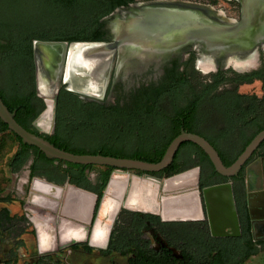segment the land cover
Returning <instances> with one entry per match:
<instances>
[{
  "label": "flooded vegetation",
  "instance_id": "flooded-vegetation-1",
  "mask_svg": "<svg viewBox=\"0 0 264 264\" xmlns=\"http://www.w3.org/2000/svg\"><path fill=\"white\" fill-rule=\"evenodd\" d=\"M142 1L156 0H135L129 4ZM195 1L212 8L214 6L217 10H221L217 14L227 19L239 20L241 18L242 8L239 0H223L226 4L224 8L217 6L220 0ZM120 6L125 5H119L115 9ZM104 16L100 20L103 21L106 40L100 41L110 39L106 28V20L103 19ZM34 40L32 41V50ZM199 55L200 50L192 46L183 52L171 56L157 68L152 66L142 73L128 75V77H135V80L121 76L116 78L113 67L102 98H88L80 93L78 94L84 100L103 102L108 105L111 103L115 104L119 94L130 90L134 84L139 86L140 79L156 80L160 77L164 73L165 64L176 57L182 63L179 69L183 70L185 62L188 64L186 72L191 78V81L195 83L194 86L185 88L187 89L186 94L188 93L187 100L189 102L179 103L180 108L191 105V109L187 111L190 121L181 117V123L178 125L179 132L177 134H172V131L175 129L172 124L173 119L166 118L162 126L157 129V132L140 135L135 134L130 137L116 134L109 136L108 140L116 141L115 144L122 148L126 145L127 153L130 154L138 155L144 152L155 154L160 147L159 142L171 141L181 130H184L198 134L206 139L215 148L220 157L222 154L228 156L234 155L238 151V146L241 145L240 141L246 140L250 136L253 131L252 124L254 123L253 118L249 116L234 118V115L241 112L252 114L251 111L254 107L262 109L264 105V101H255V98L264 97V45H258L254 55L251 57L252 61L245 67H235L231 64L224 65L220 62L216 69L204 71L197 65ZM191 66L192 68H190ZM214 77L217 79V83L210 89L207 86L205 89V85L198 84L199 82H213L215 81ZM252 83H259V92L242 88L244 85ZM191 90L193 91L192 93ZM169 108L173 110L172 105ZM226 111L228 114L231 113V115L224 116ZM38 116L32 122L35 127ZM53 131L54 127L53 130L51 128L46 133H52ZM128 139L134 140L135 142L130 144L122 142ZM261 142L234 175H224L216 171L204 149L199 144L189 140L183 141L178 146L170 164L158 171H144L110 166L109 177L112 172H128L130 176L135 174L141 177L150 176L159 178L160 184L157 190V199H160V196L164 193L162 186L164 188L166 183L172 179L169 177L181 172H191L190 179L176 181L172 183V186L166 188H172L182 184H191L194 181L193 176L195 175H197V188L200 192L204 187L229 181L231 183L238 215L240 233L238 235H213L210 230L204 203L203 217L189 220H163L159 213L138 212L122 206L114 219L107 244L104 248L90 246L86 237L87 229L80 227L74 229L75 231L73 230L74 234L72 236L67 237L56 234L54 238L55 242H53L51 236L46 232V226H43L41 221L37 219L39 233L43 236V241H46L45 248H42L41 244L39 245L36 228L28 219V215L37 216L41 212L38 207L32 204L33 200H41L31 190L32 181L38 178L50 181L58 186H66L67 183L71 182L69 176L64 175L56 161H45L40 157L39 153L33 154L31 152L24 163L19 167H15L16 169L11 170L17 178L16 190L14 189L15 193L13 191L9 196L8 194L0 196V264H37L39 260L45 263L48 258L59 262H62L64 258H69V264H74L73 257L75 255L73 256V253L83 250L85 252L96 251L104 257L112 253L121 254L120 251L116 250V245L123 247L124 243H126L125 237L130 240L128 235L131 233L138 238L137 244L140 247L147 245V248H150L156 253L172 252L177 257L181 256L184 252L200 253L213 251V249L214 251L226 250L231 253H236L237 257L239 256L238 253H245L253 249H256L258 251L257 253L264 254V238H254L253 236L254 233L257 235L262 234L261 226L264 223V218L251 217V214L254 216L264 214V198L261 196L262 191H264V143L261 145ZM75 172L77 174L76 169ZM84 173L91 182V186H93L92 189H85L94 192L97 194V199H100L105 188H101L100 172L85 169ZM112 179V183L108 186V191L104 199L103 214H106L108 219L109 213H113V211H110V208L113 207L114 198L122 192L120 182L122 179L125 180L126 177L116 175ZM152 181L155 183L154 180ZM174 192H178V189L166 192L165 194H172ZM249 199L253 203L252 212L249 209ZM60 205L61 203L58 204V207ZM133 205L138 206L136 204ZM164 206L170 208L173 206V203L167 199L164 201ZM139 207H151V205H142ZM58 219L59 208L49 220L57 223ZM106 227L107 224L96 225L92 234L93 242L96 244L102 243L107 231ZM244 230L247 236L250 235V241H247V238L243 235ZM52 231L57 233L55 229ZM10 241L11 243L8 244ZM50 249H53V251H49ZM40 250L44 252H40ZM125 256L127 257L125 258L126 264H128V255Z\"/></svg>",
  "mask_w": 264,
  "mask_h": 264
},
{
  "label": "water",
  "instance_id": "water-1",
  "mask_svg": "<svg viewBox=\"0 0 264 264\" xmlns=\"http://www.w3.org/2000/svg\"><path fill=\"white\" fill-rule=\"evenodd\" d=\"M239 2L242 8V15L239 20L227 19L222 15H218L211 9L212 7L209 6V8L208 5L201 3L179 0L131 3L127 7L120 6L104 16L103 19L106 20V28L110 38L107 41L34 40L33 59L36 92L43 98L45 103L40 115L42 116L48 106L47 101L49 99L51 102V116L48 120L52 121L50 127L53 130L57 95L61 83H65L67 89L88 98H102L113 67L116 78L120 76L125 78L130 74L144 71L150 65L157 68L171 56L192 46L200 50L197 65L204 71L216 69L220 62L235 67L249 65L258 45H264V0H239ZM73 46L75 48L72 49ZM72 50L78 52L80 64L75 61L77 59L73 58L74 56H70ZM204 58L205 61H208L206 68L202 67V63L205 62ZM69 67L72 68L69 69ZM40 77L45 82L47 93H42L40 90ZM90 83L97 84L98 90L92 91L86 88L84 84ZM15 112V110H9L0 97V118L10 130L20 136L24 143L37 146L48 158L80 164H99L144 171H158L169 165L178 146L183 141L189 140L199 144L204 149L216 171L224 175H234L264 139L263 129L250 140L230 165H225L210 142L198 134L181 130L169 142L162 158L157 162H149L137 158L116 157L100 153L78 154L67 151L57 147L43 136L23 127L16 121ZM187 172H181L169 178ZM116 175L125 176L126 181L121 194L114 199L113 213L108 219L106 214H103L104 199L108 186ZM133 178L149 180L152 183V180H154L158 187L160 184L159 178L141 177L135 174L130 176L128 172H112L102 197L97 202V194L75 184L67 183V187L58 186L50 181L35 178L32 181L31 190L41 200H33L32 204L40 209L41 215L39 213L37 216L28 215V219L36 228L38 240L37 219L46 226V232L51 236L53 242H55L56 234L60 236L66 225H73L87 229L86 237L90 246L104 248L114 219L122 206L138 212L159 213L163 220H189L203 217V203L206 207L207 218L213 235H238L240 233L238 215L229 181L204 187L200 192L197 188V175H195L191 184L179 185L166 190L162 186L164 194L160 196V199L156 198L157 187L154 196L155 204L152 207H139L127 204L131 188L130 182ZM37 183H41L44 187L36 186ZM67 188L90 196L91 199L85 208L72 191H68ZM176 189H178V192L165 194ZM187 196L190 197V200L184 203L183 199ZM261 196L264 198V191H262ZM166 197L171 199L174 208L177 209V213L172 217L163 215L161 202ZM59 203L61 205L58 207ZM252 207L253 203L249 199L250 212H252ZM58 208L59 219L57 223H54L49 218L54 215ZM82 209L83 211H81ZM180 212H185L186 215H182L183 213ZM82 213H85L84 217ZM251 217L264 218V214L257 216L251 214ZM97 224H107V231L101 244H96L92 240V234ZM261 227L262 234L257 235L254 233V238H264V223ZM54 229L57 233L52 231ZM49 251H53V249ZM40 252L44 251L40 250Z\"/></svg>",
  "mask_w": 264,
  "mask_h": 264
},
{
  "label": "trees",
  "instance_id": "trees-1",
  "mask_svg": "<svg viewBox=\"0 0 264 264\" xmlns=\"http://www.w3.org/2000/svg\"><path fill=\"white\" fill-rule=\"evenodd\" d=\"M133 1L135 0H0V97L9 110L16 111L15 119L19 124L48 139L57 147L73 153H100L149 162H157L162 158L170 141L159 142L160 147L155 154L144 152L135 155L127 153L126 145L122 148L115 144L116 141L108 138L116 134L130 137L157 132L166 118L173 119L175 129L172 134L179 132L181 117L189 120L187 111L191 109V105L180 108L179 103L189 102L185 88L192 87L195 83L186 72L188 64L185 62L183 70L179 69L182 63L176 57L165 64L164 73L160 77L156 80L140 79V85L134 84L130 90L119 94L115 104L84 100L78 93L66 89L62 83L57 97L54 131L41 132L32 124L45 107L43 99L36 94L32 41L106 40V31L100 18L119 5L127 6ZM214 79L213 82L198 84L210 89L217 83V79ZM258 100L264 101V97L255 98V101ZM171 105L173 110L169 108ZM262 107H254L252 114L241 112L234 115V118H253V131L246 140L240 141L241 145L238 146L236 154H222L225 165H230L250 140L264 129V105ZM229 114L226 111L224 116ZM89 137H92L93 142H87ZM122 142L130 144L135 141L128 139ZM263 143L264 140L261 145ZM31 152L39 153L45 161H56L64 175H68L70 182L77 186L93 188L84 173L85 169L100 172L102 189L109 179L110 166L48 158L37 146L24 143L0 118V159L5 158L8 169L11 171L19 167ZM243 235L250 241L251 237L246 235L245 230ZM128 236L130 240L125 237L126 243L123 247L116 245V250L128 255V264H241L258 252L253 249L238 253L237 257L236 253L213 249L200 253L184 252L177 257L172 252L156 253L147 248V245L140 247L137 244L138 238L133 233ZM37 264L65 263L48 258L45 263L39 260Z\"/></svg>",
  "mask_w": 264,
  "mask_h": 264
},
{
  "label": "bare ground",
  "instance_id": "bare-ground-1",
  "mask_svg": "<svg viewBox=\"0 0 264 264\" xmlns=\"http://www.w3.org/2000/svg\"><path fill=\"white\" fill-rule=\"evenodd\" d=\"M75 48V46L72 47V49ZM70 56H74L73 58L77 59L75 61H78L79 60V54L77 51L75 50H72L70 52ZM70 58V57H69ZM204 61H205V58H204ZM70 62H71V59H70ZM208 63V61H205L204 63H202L203 65H206ZM78 64H80V62L78 61ZM71 66V65H70ZM73 67V66H72ZM72 67H69L72 68ZM41 79V77H40ZM71 79V77H70ZM77 84H81V83H77ZM86 86V88H88L89 90H92V91H95L98 90V86H96L97 84H93V83H90V84H84ZM41 92L42 93H47V90L45 89V82H43V80L41 79V88H40ZM47 95V94H46ZM48 96V95H47ZM48 106L46 107V109L44 110L43 114H42V119H50V116H51V102L50 100L48 99ZM45 121V120H44ZM44 123V122H43ZM190 175H191V172H187L185 174H182V175H179L175 178H172L171 180H169L164 189H170V188H166L168 186H172V183L176 182V181H186L188 179H190ZM113 180V179H112ZM112 180L110 182L109 185H111L112 183ZM126 180H123L120 182L121 184V188L123 190V186H124V183H125ZM131 185H130V193H129V196L127 198V204L130 205V206H134L133 204H136L138 206H142V205H151V207L155 204L154 203V196H155V192H156V189L158 187L157 184L155 183H152L151 181L149 180H138L136 178H133L131 180ZM184 185V184H182ZM36 186H39V187H44V185H41V183H37ZM176 186H179V185H176ZM68 191H72V193L78 198L79 202L83 205V207L85 208L86 205L88 204V201L91 199L90 196H88L87 194H83V193H80V192H77V191H74L70 188H67ZM121 194V193H120ZM118 194L116 196V198L120 195ZM115 199V198H114ZM169 199L171 201L170 198H163L162 199V207H163V215L165 217H172L174 216L176 213H177V209L174 208V206H171L170 208H167L164 206V201ZM185 202L184 203H187L189 200H190V197L187 196L183 199ZM172 202V201H171ZM114 208V207H112ZM112 208H110V211H112ZM174 210V211H173ZM83 211V209L81 210ZM167 213H170V214H167ZM181 213V212H180ZM183 213V214H182ZM181 214L182 215H186L185 212H182ZM112 214L109 213V219L111 217ZM82 216L84 217L85 216V213H82ZM37 224H38V221H36ZM43 225V223H42ZM45 226V225H43ZM65 227V226H63ZM77 227L76 226H71V225H66V227L64 229H62V232H61V235H65V236H72L74 233H73V230L76 229ZM75 231V230H74ZM64 236V237H65ZM62 237V238H64ZM66 238V237H65ZM39 242L41 244V247L43 248L44 245H46V241H43V236H41V234L39 233ZM45 248V247H44Z\"/></svg>",
  "mask_w": 264,
  "mask_h": 264
},
{
  "label": "rangeland",
  "instance_id": "rangeland-1",
  "mask_svg": "<svg viewBox=\"0 0 264 264\" xmlns=\"http://www.w3.org/2000/svg\"><path fill=\"white\" fill-rule=\"evenodd\" d=\"M182 2H194V3H199L198 1H192V0H179ZM201 3V2H200ZM217 6L219 7H223L226 6L225 2L223 0H220L217 3ZM209 7V6H208ZM210 8V7H209ZM216 14L218 13V11L221 10H217L214 6L213 8H211ZM149 67H152V65H150ZM148 67V68H149ZM203 68H206V65H202ZM148 68H146L145 70H147ZM144 70V71H145ZM202 70V69H201ZM142 71V72H144ZM140 72V73H142ZM130 80H135V77H127ZM243 89L246 90H255L256 92H259L260 90V85L259 83H252V84H248V85H244L242 87ZM43 114V113H42ZM45 120V121H44ZM44 122V123H43ZM52 121L48 120V119H42V116L39 115V117L37 118L35 125L43 132H47L51 129V123ZM92 136H94L92 134ZM87 142H93L92 137H89V139L87 140ZM99 165V164H98ZM94 171H96L94 169ZM6 178H8V180L6 181ZM5 183V186H3ZM16 185H17V178L16 176L8 169L7 164L5 163V158L4 159H0V188L2 187V189H0V196L1 195H6L11 194L14 189L16 190ZM15 193V191L13 192ZM164 194V193H163ZM29 212V210H28ZM6 239H11V238H6ZM10 242H8V244H10ZM75 255L74 260V264H126V259L127 258L125 255L120 254V253H112L110 255H107L106 257L101 256L100 254H98L96 251L94 252H85L83 251H78V252H74L73 256ZM254 261H264V254L262 253H257L255 254L254 258L252 259ZM62 262H64L65 264H69V258H64L62 260ZM241 264H247V263H241Z\"/></svg>",
  "mask_w": 264,
  "mask_h": 264
},
{
  "label": "crops",
  "instance_id": "crops-1",
  "mask_svg": "<svg viewBox=\"0 0 264 264\" xmlns=\"http://www.w3.org/2000/svg\"><path fill=\"white\" fill-rule=\"evenodd\" d=\"M255 256V255H254ZM254 256L253 257H250L247 261H245L244 263H247V264H264V261H254V260H252L253 258H254Z\"/></svg>",
  "mask_w": 264,
  "mask_h": 264
}]
</instances>
